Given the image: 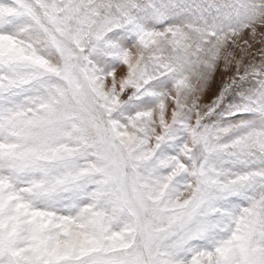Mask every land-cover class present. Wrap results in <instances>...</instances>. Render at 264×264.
<instances>
[{
	"label": "snow or ice",
	"instance_id": "snow-or-ice-1",
	"mask_svg": "<svg viewBox=\"0 0 264 264\" xmlns=\"http://www.w3.org/2000/svg\"><path fill=\"white\" fill-rule=\"evenodd\" d=\"M0 264H264V0H0Z\"/></svg>",
	"mask_w": 264,
	"mask_h": 264
}]
</instances>
